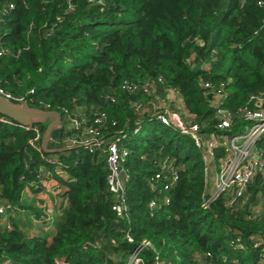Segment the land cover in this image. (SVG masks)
I'll list each match as a JSON object with an SVG mask.
<instances>
[{
  "label": "trees",
  "instance_id": "16d2710c",
  "mask_svg": "<svg viewBox=\"0 0 264 264\" xmlns=\"http://www.w3.org/2000/svg\"><path fill=\"white\" fill-rule=\"evenodd\" d=\"M124 81L149 88L129 91ZM0 89L62 114L103 112L101 138L123 136L128 150L121 217L105 145L46 153L41 131L0 114V200L23 208V191L38 194L48 170L65 190L46 199H66L51 239L25 234L17 222L0 226V263L127 264L148 241L143 264H264V170L233 202L218 197L204 207L201 151L157 118L173 92L179 112L206 135L223 139L241 127L238 110L264 95V0H0ZM219 89L233 122L226 131L213 105ZM257 144L264 158V134Z\"/></svg>",
  "mask_w": 264,
  "mask_h": 264
},
{
  "label": "built area",
  "instance_id": "2783aa9c",
  "mask_svg": "<svg viewBox=\"0 0 264 264\" xmlns=\"http://www.w3.org/2000/svg\"><path fill=\"white\" fill-rule=\"evenodd\" d=\"M10 6L12 5L10 4ZM204 86L209 87L207 83ZM123 88L129 91L137 89L147 91L149 83L140 82L137 84L135 82L124 81ZM220 91V89L216 91L218 98L213 100V105L216 106V113L220 118L217 128L226 131L233 127V122L230 112L219 105V98L222 96ZM0 94L14 102L25 101L23 97L11 96L8 93H4L1 89ZM253 105V108L243 107L238 110L239 117L244 121L243 124L236 131H231L224 135L223 139L215 133L206 135L202 132V127L199 123L190 117H183L177 110L165 107L162 112L157 114V118L162 124L175 128L181 134L190 138L201 151L207 176L206 194L202 202L204 207H208L210 202L218 197H227L230 202H233L243 195L246 187L253 181L256 173L264 170L263 152L257 144L259 137L264 134V95L256 96ZM135 108L137 109L138 105ZM104 116L103 112H90L89 116L85 114L79 116L69 114L67 110H64V114L61 113L64 126L62 136L64 137L61 136L56 141L55 146L81 147L90 153H94L101 149L103 150L105 145L103 152L105 153V164L108 169V188L113 199L112 209L117 216L123 217L128 209L125 200V183L128 177L122 162L128 155V150L121 147L120 142L123 136H112L106 142L101 138L99 127L103 124ZM64 120H66V124ZM26 128L34 129L40 133V128L38 129L37 125ZM64 131L67 132L66 135ZM29 141L33 143V140ZM219 147H224V154L217 158L215 150ZM52 161L55 162L54 159ZM55 171L61 175L64 174L58 167L55 168ZM45 176L46 179L42 183L45 187L39 192L41 194L40 200L44 201V205L41 206L39 204L38 206L41 209L43 208L42 211L45 215L42 216L41 223L44 224L45 222V226H48L47 224L50 222L46 220L49 219L47 212L54 215L55 209L52 205L53 202L49 198L46 199L48 191L55 193L54 191L58 190L57 192L63 193L65 187L55 181L54 178L52 179L49 170L45 172ZM154 178L158 179L159 174L151 177V186L153 184L152 179ZM176 180L177 173L174 172L172 174V181L175 182ZM30 185L34 189H39L41 186L38 182H32ZM166 188H168L167 183L163 189ZM27 191L31 194L30 196H33L29 188H26L23 193ZM59 199L60 197L55 195L54 204H57ZM149 206L150 208H154L157 206V202L150 200ZM16 209L17 206H12L6 203L5 200H0V223L2 227L8 230L12 228L9 216ZM128 239L132 240L130 236H128ZM147 244H149L148 241L142 242V246ZM142 246L140 245L139 248L132 251L127 264H143L142 257L139 254Z\"/></svg>",
  "mask_w": 264,
  "mask_h": 264
},
{
  "label": "water",
  "instance_id": "95a60500",
  "mask_svg": "<svg viewBox=\"0 0 264 264\" xmlns=\"http://www.w3.org/2000/svg\"><path fill=\"white\" fill-rule=\"evenodd\" d=\"M0 114L25 127L41 125V147L46 153L75 148L56 147L54 144L62 136L64 129L61 113L57 110L30 106L26 101L14 102L0 94Z\"/></svg>",
  "mask_w": 264,
  "mask_h": 264
},
{
  "label": "crops",
  "instance_id": "0c3cea01",
  "mask_svg": "<svg viewBox=\"0 0 264 264\" xmlns=\"http://www.w3.org/2000/svg\"><path fill=\"white\" fill-rule=\"evenodd\" d=\"M30 195L31 194L28 191L23 193L21 198V204H23V208L17 206V209L11 212L9 216V220L11 222L13 221L20 224V228L25 232V234H37V235L42 234V236L51 239L56 224L61 220L60 210H61V206L65 207L66 200L64 201V199L63 200L59 199L57 203V207L56 209H54L53 223L50 226H44V225L39 226L36 223L35 218L31 215V212H29L32 209ZM25 212H28V215ZM26 215L30 216L31 220L30 218L26 217ZM0 226L2 227V224H0ZM0 264H10V263L3 261Z\"/></svg>",
  "mask_w": 264,
  "mask_h": 264
},
{
  "label": "rangeland",
  "instance_id": "374dc122",
  "mask_svg": "<svg viewBox=\"0 0 264 264\" xmlns=\"http://www.w3.org/2000/svg\"><path fill=\"white\" fill-rule=\"evenodd\" d=\"M175 100L174 102L172 101V100ZM180 97L179 96H176L175 95V93H173V92H169L168 93V96H167V100H166V103H163V108H169V109H171V110H177V111H179L178 109L180 108ZM166 104V105H165ZM165 106V107H164ZM182 116H183V114H181ZM62 137H64V136H62ZM54 144H56V142L54 143ZM59 147H65V146H59ZM68 147V146H67ZM22 195H23V193H22ZM40 196H41V194L38 192V194H36L35 196H31V203H32V207H37V209L39 210L38 211V213L37 214H34L31 210L29 211V212H31V215L36 219V223L40 226V225H44L45 226V222H44V224L43 223H41L42 221H41V218H43L42 216H45L44 215V212L42 211L43 210V208L41 209L38 205L39 204H41V206L42 205H44V201H41L40 200ZM37 199H39V200H37ZM53 207L56 209V207H57V204H54V198H53ZM26 211V210H25ZM25 213H27V215H28V212H25ZM26 215V217H28V218H30V216H27ZM47 215H48V218L49 219H46V220H48V222H50L49 224H47L48 226H50L52 223H53V213H48L47 212ZM30 220H31V218H30ZM52 222V223H51ZM42 235V234H41ZM11 264V263H10Z\"/></svg>",
  "mask_w": 264,
  "mask_h": 264
}]
</instances>
